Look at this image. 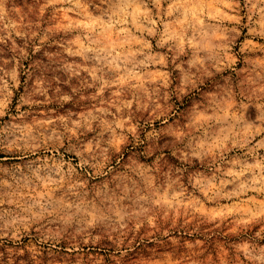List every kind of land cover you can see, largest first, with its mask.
Listing matches in <instances>:
<instances>
[{
    "label": "rangeland",
    "instance_id": "1",
    "mask_svg": "<svg viewBox=\"0 0 264 264\" xmlns=\"http://www.w3.org/2000/svg\"><path fill=\"white\" fill-rule=\"evenodd\" d=\"M0 264H264V0H0Z\"/></svg>",
    "mask_w": 264,
    "mask_h": 264
}]
</instances>
